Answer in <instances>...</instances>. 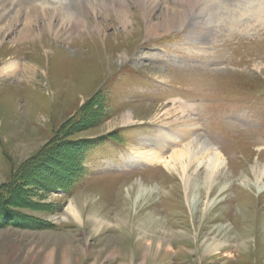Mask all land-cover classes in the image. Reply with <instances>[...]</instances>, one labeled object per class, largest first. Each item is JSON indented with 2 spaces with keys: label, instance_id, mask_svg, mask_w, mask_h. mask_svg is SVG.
I'll return each instance as SVG.
<instances>
[{
  "label": "rangeland",
  "instance_id": "rangeland-1",
  "mask_svg": "<svg viewBox=\"0 0 264 264\" xmlns=\"http://www.w3.org/2000/svg\"><path fill=\"white\" fill-rule=\"evenodd\" d=\"M248 1L264 6L0 0V264H264V21L243 31L214 17ZM171 9L187 10L183 27L151 32ZM101 94L109 117L72 125ZM165 130L207 137L223 169L210 178L198 155L181 179L136 159H169L154 145ZM114 131L74 190L54 188L73 143ZM201 175L192 202L185 179ZM29 214L42 222L17 218Z\"/></svg>",
  "mask_w": 264,
  "mask_h": 264
},
{
  "label": "bare ground",
  "instance_id": "bare-ground-1",
  "mask_svg": "<svg viewBox=\"0 0 264 264\" xmlns=\"http://www.w3.org/2000/svg\"><path fill=\"white\" fill-rule=\"evenodd\" d=\"M259 1H261V0H259ZM184 2L186 4H188V6H192V7L195 6V3H196L197 8L200 10L201 9L204 10L205 8H207L208 5L214 4V3L216 5V7L219 6V2H217V0H184ZM256 3H255V1H248L244 5L240 4L241 6H239V7H241V8L238 11L233 8L234 5L232 6L230 4L228 5L227 8H226V6H222L223 9L216 8V11L214 12V14H216V15L214 17H215V20H217V26L215 28H218L221 25L229 22L233 29H238L239 26L242 27L244 25L243 29L242 28L241 29L243 31H249L250 27H253V25L256 26L255 24L251 25V22H255V21L256 22H258V21L262 22V21H264V6L262 3H259L256 7H254V9H250L249 5L256 4ZM149 4H151V6L149 7L150 10L154 9L155 6L157 5V4L155 5L153 2H150ZM153 5H155V6H153ZM203 6H204V8H202ZM225 9H226V11H225ZM176 11L174 9L167 10L163 14V17L161 18L162 22L159 23V25L157 24L158 28H156V30L151 29V32L154 33V31H155L156 33H159L162 30H168L169 28H173L176 26L183 27V24L185 23V21L187 19V10L180 11L178 15H177ZM234 13L238 17L234 16L231 18V16L234 15ZM224 16H226V17L224 18ZM121 17H122L123 24L127 25L128 24V14L124 13V14L120 15V18ZM234 19H236V20H234ZM222 22H223V24H221ZM241 22H243L242 25H241ZM26 34H28V32H26ZM9 69H10V71L11 70L14 71L16 69V66L13 64L9 67ZM130 120H131V117L129 116V114L127 115V117H125V116L122 117V121H124L126 123L130 122ZM164 134L166 136V137L164 136V142L159 143V141H157L154 145H156L157 148H160L161 150H164V149L173 150L169 159L164 160V159H162V157H163L162 155L155 153V152H148V151L147 152L142 151L141 153H138L136 159L146 161V162H152V163L153 162H162V163H164V165L167 166L168 169L177 171L181 175V179H183V176L186 174L185 164L186 163L191 164L192 161H197L199 159V157L196 158V156H198V155L203 156L206 154L205 155L206 156L205 162L202 161L200 163V166L204 167V170L209 174L210 178H212L214 174H216L217 172H220L223 169L224 160H223V156H222L221 152L218 150V148H216V146H214L209 141V139L207 137L198 133L196 130H187L185 132H184V130H181L180 132L176 131L173 133H171V131L165 130ZM179 143H182V148L181 149H175L174 147ZM188 159L190 160L189 162H187ZM202 159H203V157H202ZM205 180H206V178L202 175L199 177H195L193 179H191L190 176H188L185 179V186H186L185 191H186L187 195L189 196V198L192 199V202H195L196 195L198 193H200V189L202 188V186L206 182ZM191 190H192V193L189 195L188 192ZM70 212L73 213V215L75 217H77V212L75 211V208L73 205H72ZM206 241H207L206 250L207 251L210 250V253L211 252H214V253L217 252L218 248L215 246L212 247V245H215V244L213 242L212 243L208 242V240H206ZM160 244H161V242H159L158 247L161 246ZM225 254L229 255V253H225Z\"/></svg>",
  "mask_w": 264,
  "mask_h": 264
},
{
  "label": "trees",
  "instance_id": "trees-1",
  "mask_svg": "<svg viewBox=\"0 0 264 264\" xmlns=\"http://www.w3.org/2000/svg\"><path fill=\"white\" fill-rule=\"evenodd\" d=\"M88 107L85 109L83 108L81 109V112H82L81 118L78 120H74L72 122V125L82 122V119L84 117L88 124H91V123L93 124V123H97L98 120L107 119L110 115L106 110L107 102L105 101L104 96L102 94L98 95L94 101L88 104ZM120 137H121V133L119 132L117 133L116 131H114L102 137H98L94 139H82L78 142L73 143L71 145L73 146L70 152L72 161H71V165L68 167L69 170H67L66 172L59 171V173H56L57 184H54L55 187L54 186L53 187L55 189L62 188L65 191L74 190L81 181V178H82L81 173L87 174L89 172L86 163H87V160H89L88 156L90 155V152L92 151V149L96 147V145H99L105 141H108V139L120 140ZM61 138L63 137L61 136ZM17 185L18 184L15 185L14 183L13 187ZM5 187L6 188L3 189L1 192H2V195L7 196L8 194L7 191L10 190L11 186L9 187L8 185ZM20 217H22L23 220L24 219L31 220V222L33 221V223L38 222L39 224L42 222L41 219H38L33 215L31 216L30 214L24 215V217L18 216L17 218H20Z\"/></svg>",
  "mask_w": 264,
  "mask_h": 264
},
{
  "label": "crops",
  "instance_id": "crops-1",
  "mask_svg": "<svg viewBox=\"0 0 264 264\" xmlns=\"http://www.w3.org/2000/svg\"><path fill=\"white\" fill-rule=\"evenodd\" d=\"M235 256H236V255H235ZM235 256H234V257H235ZM236 259H237V260H240V254H239V255H237ZM238 264H245V263H244V262H241V261H239V262H238ZM247 264H250V263H247Z\"/></svg>",
  "mask_w": 264,
  "mask_h": 264
}]
</instances>
